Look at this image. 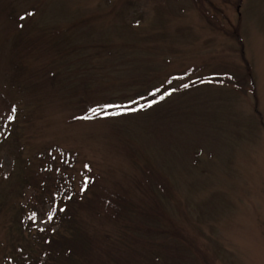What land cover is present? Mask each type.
Wrapping results in <instances>:
<instances>
[{"label":"rangeland","instance_id":"rangeland-1","mask_svg":"<svg viewBox=\"0 0 264 264\" xmlns=\"http://www.w3.org/2000/svg\"><path fill=\"white\" fill-rule=\"evenodd\" d=\"M0 264H264V0H0Z\"/></svg>","mask_w":264,"mask_h":264},{"label":"trees","instance_id":"trees-1","mask_svg":"<svg viewBox=\"0 0 264 264\" xmlns=\"http://www.w3.org/2000/svg\"><path fill=\"white\" fill-rule=\"evenodd\" d=\"M156 93L157 92H155L154 94H156ZM154 94H152V95H154ZM152 95H150V96H152ZM150 96L146 95L145 98L147 99ZM146 99L143 100V101H146ZM159 99L160 98L158 96L156 98L148 99L147 102H145V103L142 102V103H140L138 105L132 104V102H129V103L127 102V104L135 105L134 107H131V108H136L138 110V109H141V108H147V107L151 106L150 103H152V101H156V100H159ZM141 105H143V107H141ZM106 106H109V105H102V108H104L103 112L104 113L107 112V113H109V115L112 114V112H115V110L112 107H114V106H115V108L117 107V105H114V106L111 105L112 107H106ZM119 106H121V105H119ZM116 110L118 111L119 107H117ZM90 113H98V111H93V112L91 111ZM64 210H65V208H63V210L61 212L57 211L56 213L53 214V217H55V219H60V220L63 219V217L65 215L64 214L65 213ZM54 212H55V210H54ZM45 240H46V243L48 244V246H50L49 247L50 255H52L54 253H58V251H60V247L63 244V240L59 241L58 239H54V238L52 239V234H49L45 238ZM65 241L66 240H64V243H65ZM72 244L74 245V243H72Z\"/></svg>","mask_w":264,"mask_h":264},{"label":"snow or ice","instance_id":"snow-or-ice-1","mask_svg":"<svg viewBox=\"0 0 264 264\" xmlns=\"http://www.w3.org/2000/svg\"><path fill=\"white\" fill-rule=\"evenodd\" d=\"M185 87H187V85H184ZM167 95V93L165 94ZM161 99H163V97H160ZM152 103H155V101H152ZM106 107H112V106H106ZM119 107V106H117ZM141 107H143V105H141ZM126 111H136L137 109L136 108H127L125 109ZM14 111V110H13ZM95 111V110H94ZM113 115H116L118 113H112ZM104 115H109V113L105 112ZM14 117L12 115H9L8 117V120L11 121ZM86 119H90L91 117H85ZM85 167L87 168L88 166L85 165ZM88 183H89V177L85 176L84 177V185L82 187V191L86 190L87 186H88ZM62 210V209H61ZM51 215H49V219H51Z\"/></svg>","mask_w":264,"mask_h":264}]
</instances>
